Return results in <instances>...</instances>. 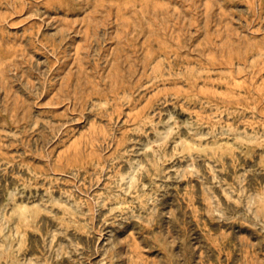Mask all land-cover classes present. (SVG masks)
<instances>
[{"label":"rangeland","instance_id":"obj_1","mask_svg":"<svg viewBox=\"0 0 264 264\" xmlns=\"http://www.w3.org/2000/svg\"><path fill=\"white\" fill-rule=\"evenodd\" d=\"M0 264H264V0H0Z\"/></svg>","mask_w":264,"mask_h":264}]
</instances>
